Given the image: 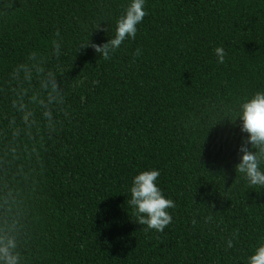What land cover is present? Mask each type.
<instances>
[{
	"label": "trees",
	"instance_id": "obj_1",
	"mask_svg": "<svg viewBox=\"0 0 264 264\" xmlns=\"http://www.w3.org/2000/svg\"><path fill=\"white\" fill-rule=\"evenodd\" d=\"M130 2L0 0V239L18 264H246L264 243V186L236 165L241 104L264 90V0H145L136 38L106 61L91 45ZM34 66L59 85L50 115L32 101L48 97ZM149 169L176 204L163 233L127 203Z\"/></svg>",
	"mask_w": 264,
	"mask_h": 264
},
{
	"label": "clouds",
	"instance_id": "obj_2",
	"mask_svg": "<svg viewBox=\"0 0 264 264\" xmlns=\"http://www.w3.org/2000/svg\"><path fill=\"white\" fill-rule=\"evenodd\" d=\"M147 15L145 10V0H131L124 10V13L116 20L115 36L103 45L92 44L95 52L100 54L104 60H110L112 55L120 48L126 39H135L137 35V25L140 24ZM55 37H61L59 29L55 32ZM87 47V45H83ZM61 43L57 39L51 41V50L53 55H60ZM36 51L28 54L29 60L35 59ZM141 49L137 48L133 59L140 56ZM217 57V63L225 62L226 52L222 46L214 49ZM27 64H21L16 69V79L20 80L19 73H24V80L31 81V71ZM34 70L40 77V87L48 92V97H38L33 95L32 101L39 103L45 109V115H50L48 105L54 102L59 96V85L55 74L51 71L44 73L42 66H34ZM26 89L22 86L17 91L18 101H14V106L25 112L27 119V105L24 102ZM242 121L241 130L248 134L240 147L242 153L240 162L236 165V170L245 175L249 186H264V171L260 168V163L264 160V90L256 91L251 97L241 104ZM248 144H251L252 151ZM160 176L159 169H149L141 171L135 175L130 188V199H127L128 205L132 209V215L135 216V222L146 226L145 230H155L163 233L165 228L173 220L168 209L176 207L171 198L163 194V190L156 181ZM194 223V221H193ZM227 248L235 247L232 239H229ZM15 248V241L8 238L0 239V258H3L5 264H18L19 257L11 251ZM246 264H264V243L259 244L252 255L247 257Z\"/></svg>",
	"mask_w": 264,
	"mask_h": 264
}]
</instances>
